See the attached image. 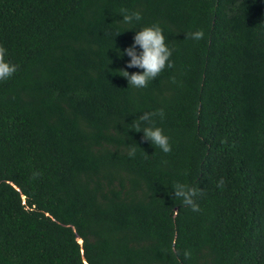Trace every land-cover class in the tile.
<instances>
[{
  "label": "trees",
  "instance_id": "trees-1",
  "mask_svg": "<svg viewBox=\"0 0 264 264\" xmlns=\"http://www.w3.org/2000/svg\"><path fill=\"white\" fill-rule=\"evenodd\" d=\"M151 24L172 67L136 88L115 50ZM0 46L17 65L0 81V264H264V0H0ZM159 111L168 153L129 128Z\"/></svg>",
  "mask_w": 264,
  "mask_h": 264
},
{
  "label": "clouds",
  "instance_id": "clouds-1",
  "mask_svg": "<svg viewBox=\"0 0 264 264\" xmlns=\"http://www.w3.org/2000/svg\"><path fill=\"white\" fill-rule=\"evenodd\" d=\"M119 14L122 19L118 22L126 25H134L141 19L139 12L129 13L126 9H121ZM133 28L130 26L123 30ZM188 35L193 40H200L203 38L204 32L201 29H197ZM115 52L117 58L128 57L125 61L126 68L116 71L127 79L128 85L131 84L136 88L146 87L166 66L172 67V60L170 59L172 48L165 43L163 30L158 24L139 27V30L134 32L131 44L122 50L117 48ZM6 53L7 49L0 46V81L7 80L17 71V65L5 58ZM127 68H137L142 71L129 73L126 70ZM157 114L162 116L163 112L142 113L135 118V123L129 128L135 131H142L143 139L150 141L151 144L156 145L164 153H168L171 151L169 137L160 127L154 126L152 122V117ZM128 155L130 157L134 156L135 149L131 148ZM172 190L174 198H178L184 205L190 206L192 211H199V205L194 199L198 193L197 187L177 182L172 186Z\"/></svg>",
  "mask_w": 264,
  "mask_h": 264
},
{
  "label": "water",
  "instance_id": "water-1",
  "mask_svg": "<svg viewBox=\"0 0 264 264\" xmlns=\"http://www.w3.org/2000/svg\"><path fill=\"white\" fill-rule=\"evenodd\" d=\"M77 239H78V241H80V242L82 241V239H81L79 236L77 237ZM84 261L86 262L85 259H84ZM86 264H88V263L86 262Z\"/></svg>",
  "mask_w": 264,
  "mask_h": 264
}]
</instances>
